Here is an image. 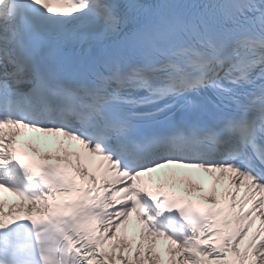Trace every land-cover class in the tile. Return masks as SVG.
Returning a JSON list of instances; mask_svg holds the SVG:
<instances>
[{"label": "snow or ice", "instance_id": "snow-or-ice-1", "mask_svg": "<svg viewBox=\"0 0 264 264\" xmlns=\"http://www.w3.org/2000/svg\"><path fill=\"white\" fill-rule=\"evenodd\" d=\"M117 261L264 264V0H0V264Z\"/></svg>", "mask_w": 264, "mask_h": 264}, {"label": "bare ground", "instance_id": "bare-ground-1", "mask_svg": "<svg viewBox=\"0 0 264 264\" xmlns=\"http://www.w3.org/2000/svg\"><path fill=\"white\" fill-rule=\"evenodd\" d=\"M22 137H24V138L28 137L27 133L25 132L24 135L18 137L17 139L22 138ZM77 149H78V146L75 143V144H71L70 147L68 149H66V150L68 152H72V151H75ZM64 150H65L64 146H63V148H61V142H59L55 146H53L51 148L48 147L45 151H47L48 153L51 152L54 155L58 154V155L63 156L65 154ZM69 159H71L73 162H75V158L74 157H69ZM192 179L195 180V181L203 180V182H204L205 192L203 194L199 193V192H196V193H198L199 195L200 194L201 195H207L209 193L210 185L212 183V177L209 176V174L203 173V172L200 171V173H198L197 175H192ZM225 183L226 182H221L220 184H217L216 185L217 189L222 191ZM2 197H3V200H4L5 211L6 212L10 209L11 205H13V204H21L22 203V201L18 197H16L13 193H11V192H8V194H7V191H4L2 193ZM259 223H260L259 219L256 220V225L254 226V230H255V227L259 226ZM165 258H167V257L165 256ZM117 264H120V262L117 261Z\"/></svg>", "mask_w": 264, "mask_h": 264}]
</instances>
